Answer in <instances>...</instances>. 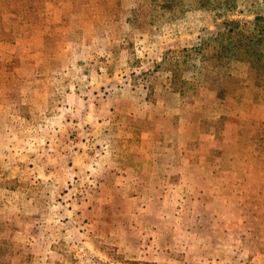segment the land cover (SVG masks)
<instances>
[{"label": "rangeland", "instance_id": "obj_1", "mask_svg": "<svg viewBox=\"0 0 264 264\" xmlns=\"http://www.w3.org/2000/svg\"><path fill=\"white\" fill-rule=\"evenodd\" d=\"M37 1L0 14V264H264V71L184 50L264 0Z\"/></svg>", "mask_w": 264, "mask_h": 264}, {"label": "trees", "instance_id": "obj_2", "mask_svg": "<svg viewBox=\"0 0 264 264\" xmlns=\"http://www.w3.org/2000/svg\"><path fill=\"white\" fill-rule=\"evenodd\" d=\"M112 0H106L107 9L111 7ZM15 0H0V14L3 10H7L14 15H20L19 13L32 14L37 9L38 1L35 4L28 6V10L18 12L14 5ZM151 2L159 9L164 12L167 5L170 8V13L176 17V20L168 19L169 22L187 20L191 15H197L198 13L206 14L208 11H212L214 7L227 6V0H151ZM120 3V1H119ZM182 8V9H181ZM207 8V9H206ZM201 14V15H202ZM109 15L108 11L106 16ZM163 17V16H162ZM200 20V19H199ZM199 22V21H198ZM201 24L204 28V20L201 19ZM227 27L226 31L218 33L214 40L202 39L192 49H184L188 52L189 57L196 56L204 53L207 47L211 44H216L221 48L232 51L234 54L242 53L245 54L247 68L256 70L257 72L263 73L264 71V17L258 14H253L252 21H233L225 24ZM202 31V30H201ZM205 54V53H204ZM197 57L191 59L192 66L195 65ZM204 63V61L201 60Z\"/></svg>", "mask_w": 264, "mask_h": 264}, {"label": "crops", "instance_id": "obj_3", "mask_svg": "<svg viewBox=\"0 0 264 264\" xmlns=\"http://www.w3.org/2000/svg\"><path fill=\"white\" fill-rule=\"evenodd\" d=\"M133 6H134V5H133ZM133 6H132V7H133ZM132 7H130V8H132ZM45 12H48V11H45ZM54 13H56V12H54ZM50 30H52V28H51ZM49 32H50V31H49Z\"/></svg>", "mask_w": 264, "mask_h": 264}]
</instances>
